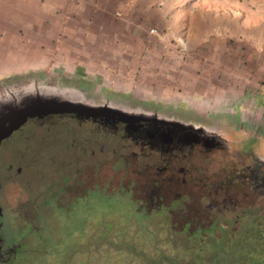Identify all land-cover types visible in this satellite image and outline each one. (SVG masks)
I'll list each match as a JSON object with an SVG mask.
<instances>
[{
  "label": "rangeland",
  "instance_id": "1",
  "mask_svg": "<svg viewBox=\"0 0 264 264\" xmlns=\"http://www.w3.org/2000/svg\"><path fill=\"white\" fill-rule=\"evenodd\" d=\"M10 10L15 20L10 24L25 30L30 24L24 14L41 10L58 30L82 31L81 39L83 31L95 28L94 43H102L106 31V43H113L114 51L122 43L124 57L123 62L103 64L105 76L103 67H88L90 63L79 58L70 57L69 67L62 68L54 55L46 69L25 62L19 68L7 54L1 56L0 47V100L22 85L49 82L54 92L75 88L83 100L98 105L153 107L201 123L239 122L235 129L240 139L264 145V0H0L1 15ZM8 18L0 16L2 28ZM221 99L224 112L216 103ZM58 119L45 123L56 125ZM48 127L29 124L0 150V171L8 177L0 180L1 202L10 226L16 211L20 239L30 228L21 221L33 222L34 231L24 242L44 250L40 260L19 258L9 264H171L180 250V264H264V236L254 228L240 230L233 239L217 230L224 245L212 243L218 238L212 230L202 241L187 236L181 220L172 223L167 213H150L149 203L143 210L147 217L138 215L129 193L121 189L143 170L141 155H132L140 152L134 145L87 135L67 121ZM90 160L96 162L100 190L71 203L63 213L51 203L39 206L36 197L45 198L64 175H74L67 188L75 189L74 170L81 165L84 171ZM9 166L12 171H7ZM29 171L34 175L29 177ZM70 194L59 205L65 206ZM228 219L232 227L234 216ZM195 230L193 226L190 232ZM196 253H202L201 260L194 258ZM158 255L165 259L159 261Z\"/></svg>",
  "mask_w": 264,
  "mask_h": 264
},
{
  "label": "flooded vegetation",
  "instance_id": "2",
  "mask_svg": "<svg viewBox=\"0 0 264 264\" xmlns=\"http://www.w3.org/2000/svg\"><path fill=\"white\" fill-rule=\"evenodd\" d=\"M87 101L98 105L96 100ZM126 106L117 108L118 112L112 114L96 111L79 116H58L60 118L56 125L31 120L7 141L29 124L52 129L64 121L74 124L87 135L96 134L125 141L139 149L140 152H133L132 155H141L143 160L142 173L133 178L131 184L121 186L129 193L128 201L134 204L138 215L147 217L148 214H144L143 210L149 203L150 209H147L150 213H167L172 223L178 218L184 224L183 231L188 233L187 236L201 241L205 238L203 236L208 235L207 230H212L218 236L216 239L228 235L229 239H233L251 228L264 236V145L257 144L253 139H240L235 129L239 122L233 121L227 125L219 121L201 123L175 114L164 115L153 107ZM86 166L84 171L81 165L74 170L78 176L75 189L67 188L68 182L75 179L74 175H64L62 182L53 185L45 198L40 200L39 195L35 201L40 202V207L52 204L51 207L56 208L57 212L63 213L70 209L71 203H79L91 191L100 190L96 182V162L90 160ZM12 170V166L7 168V171ZM22 170L18 168L17 173H22ZM32 175L34 172L29 171L28 176ZM86 175L90 188L86 184ZM4 177L5 174L0 171V180ZM68 191L71 193L69 201L65 202V206L59 205ZM136 193L140 194V198L135 197ZM2 195L3 189L0 187V264L13 263L19 258L40 260L43 248H30L24 242L34 231L33 222L26 219L21 221L22 224L30 223V228L26 236L19 239L18 233L22 229L18 226L20 216L15 211L12 219L15 239L12 233L2 235L3 213L6 210L1 202ZM228 216H234L232 227ZM204 224L209 227L203 228ZM193 226L196 230L191 233ZM217 230L222 231L223 237ZM198 232L200 235L196 236ZM42 237L38 239L40 242L44 240ZM37 255L38 258L34 259Z\"/></svg>",
  "mask_w": 264,
  "mask_h": 264
},
{
  "label": "crops",
  "instance_id": "3",
  "mask_svg": "<svg viewBox=\"0 0 264 264\" xmlns=\"http://www.w3.org/2000/svg\"><path fill=\"white\" fill-rule=\"evenodd\" d=\"M12 12L13 10H10L2 14L4 16H10V18L3 20L7 22L4 28L1 27L0 19V47L4 50L1 52V56L7 54L6 59L17 62V67L19 68L25 62L30 63L32 66L33 64L37 65V69H46L45 65L50 62L53 55L59 58L57 63L62 68L69 67L67 59L70 57L76 60L79 58L83 62L90 63L88 67L93 66L98 68H102L103 64L108 65L109 61L112 60L122 61L124 57L122 43V48H119L117 51L112 49L113 43H106L109 40L106 31L101 34L103 36L101 38L102 43H94L93 37L97 34L95 28L93 30L83 31L84 36L81 39L82 31L67 34L69 31L68 28L63 31L58 30L55 25H50V19L48 17L46 18L47 15L43 14L41 10L36 15L32 13L24 14L27 17V22L30 24L28 30H25L24 28L10 24V21L15 22V20H12L14 18ZM30 14L33 16L29 17ZM2 15L0 12V16ZM13 41H18L19 43H13ZM8 45L10 46L8 47ZM6 48H8L7 51H5ZM102 69V73H105L106 69L104 67ZM220 93L222 96L224 95V93ZM216 103L220 104L218 106L220 112L226 111L224 107L225 103L222 99L216 101Z\"/></svg>",
  "mask_w": 264,
  "mask_h": 264
},
{
  "label": "water",
  "instance_id": "4",
  "mask_svg": "<svg viewBox=\"0 0 264 264\" xmlns=\"http://www.w3.org/2000/svg\"><path fill=\"white\" fill-rule=\"evenodd\" d=\"M49 82L37 85H22L15 91H10L6 99L0 102V146L31 120L58 119L61 116L83 115L84 113L103 111L105 113L118 112L112 105H93L85 102L75 88H68L66 92H54ZM87 114V115H88ZM60 116V117H58ZM2 209L0 207V215ZM2 235L12 233L11 217L3 213Z\"/></svg>",
  "mask_w": 264,
  "mask_h": 264
},
{
  "label": "trees",
  "instance_id": "5",
  "mask_svg": "<svg viewBox=\"0 0 264 264\" xmlns=\"http://www.w3.org/2000/svg\"><path fill=\"white\" fill-rule=\"evenodd\" d=\"M216 242H219V243H221V244H224L225 245V243L223 242V240H220V239H215L212 243H216ZM212 243H211V245H212ZM203 248V247H202ZM175 258H171L170 259V262H171V264H180L178 261H180V259L182 258V256H183V250H180V254L178 255V254H176L175 253ZM201 257H202V253L201 254H195V256H194V258H197V259H199V260H201ZM144 258H146V257H144ZM194 258H193V260H194ZM163 259H165V257L164 256H162V255H158V260L159 261H161V260H163ZM178 259V260H177ZM169 260V259H168ZM175 260L177 261V262H175ZM170 264V263H169Z\"/></svg>",
  "mask_w": 264,
  "mask_h": 264
},
{
  "label": "built area",
  "instance_id": "6",
  "mask_svg": "<svg viewBox=\"0 0 264 264\" xmlns=\"http://www.w3.org/2000/svg\"><path fill=\"white\" fill-rule=\"evenodd\" d=\"M152 33H155V31H152ZM178 42L181 43V45H184V41L182 39H180Z\"/></svg>",
  "mask_w": 264,
  "mask_h": 264
}]
</instances>
